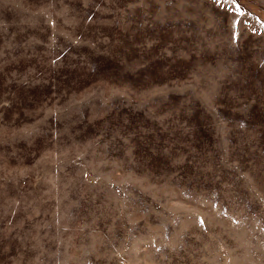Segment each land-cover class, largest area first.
<instances>
[{
	"label": "rangeland",
	"instance_id": "obj_1",
	"mask_svg": "<svg viewBox=\"0 0 264 264\" xmlns=\"http://www.w3.org/2000/svg\"><path fill=\"white\" fill-rule=\"evenodd\" d=\"M0 264H264V0H0Z\"/></svg>",
	"mask_w": 264,
	"mask_h": 264
}]
</instances>
